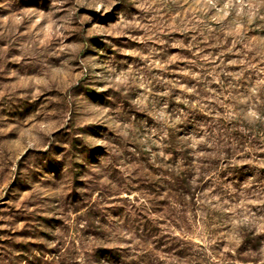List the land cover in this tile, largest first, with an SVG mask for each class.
Segmentation results:
<instances>
[{"label":"rangeland","instance_id":"1","mask_svg":"<svg viewBox=\"0 0 264 264\" xmlns=\"http://www.w3.org/2000/svg\"><path fill=\"white\" fill-rule=\"evenodd\" d=\"M0 264H264V0H0Z\"/></svg>","mask_w":264,"mask_h":264},{"label":"trees","instance_id":"2","mask_svg":"<svg viewBox=\"0 0 264 264\" xmlns=\"http://www.w3.org/2000/svg\"><path fill=\"white\" fill-rule=\"evenodd\" d=\"M172 140L175 146L174 151L172 150L168 152L172 156L170 162H168L170 166H166V168L160 170L158 175L160 180H165L163 178L173 180V182L178 184V188L182 191L184 186L188 185L186 180H203V178L207 176V169L210 171V167L206 166V168H204L202 165L204 162L206 164L209 162L204 160L201 161V159L196 160L192 157V145H190L191 143L188 140L185 138H180L179 134L172 136ZM222 143L223 140L218 139L213 144H217V146L220 147ZM163 144H167V141H163ZM226 151H222V153ZM165 153H167V151H165ZM180 193L188 194L185 191L178 192V194Z\"/></svg>","mask_w":264,"mask_h":264}]
</instances>
